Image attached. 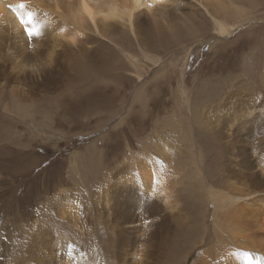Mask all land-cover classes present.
<instances>
[{"label":"rangeland","instance_id":"rangeland-1","mask_svg":"<svg viewBox=\"0 0 264 264\" xmlns=\"http://www.w3.org/2000/svg\"><path fill=\"white\" fill-rule=\"evenodd\" d=\"M234 7L239 16L228 4L229 33L220 36L201 0H167L137 33L106 28L103 38L86 30L82 45L89 50L71 47L68 66L59 71L50 40L40 36L33 48L39 57L28 67L38 76L19 93L27 108L0 92V254L12 253L24 222L10 218L27 208L33 223L52 221L59 229L60 256L79 248L77 257L92 264H117L130 247L110 240L96 200L130 205L120 199L137 195L139 181L128 179L148 158L161 162L166 176L172 172L173 195L193 188V199L177 202L183 213L194 212V195L208 197L211 185L223 186L219 149L206 136V123L230 90L240 93L248 82L258 88L264 72V0ZM48 71L50 80L43 81ZM205 204L198 234L204 225L209 239L216 238L215 204Z\"/></svg>","mask_w":264,"mask_h":264},{"label":"bare ground","instance_id":"bare-ground-1","mask_svg":"<svg viewBox=\"0 0 264 264\" xmlns=\"http://www.w3.org/2000/svg\"><path fill=\"white\" fill-rule=\"evenodd\" d=\"M238 1L201 0L203 8L211 14L213 29L218 35L229 33L228 4L233 6L235 16H239L234 7ZM166 2L0 0V92L8 91L17 105L27 108L28 98L21 95L22 88L34 82L32 77L38 76V73H29L28 67L39 57V52L33 48L40 44L41 35L50 40L51 64L59 71L60 67L68 66L71 47L89 50L82 45L86 30L103 38L106 28L137 33L140 22L153 18L154 12ZM45 21L52 27L47 29V24L43 25ZM86 54L90 52L85 51L84 56ZM14 57L17 61L12 62ZM51 73L48 71L40 76L48 81ZM259 83L258 88L249 87L254 86V82L243 84L245 91L240 93L230 90L229 98L222 102L223 108L218 105L214 110L216 116L207 121L210 134L206 136L219 149L217 163L225 178L223 186L211 185L208 197L194 195V212L183 213L177 203L193 199L190 192L193 188L181 196L173 195L170 190L177 183L167 184L172 172L166 176L161 162L158 164L151 158L137 164L135 173L128 179L130 183L139 181L137 195L129 200L120 199L130 205L114 202L106 196L96 200V212L104 218L103 228L111 230L110 240H116L118 247H130L126 256L120 254L117 264H264V72ZM161 154L166 161L165 153L161 151ZM146 156L139 160L149 157ZM212 190L216 193H211ZM208 200L215 204L213 225L219 231L216 238L210 239L204 225L199 237L196 222L204 223L206 212L202 209ZM25 202L23 199L22 205ZM32 217L31 211L25 208L10 218V223H24L19 226L20 237L12 253L0 254V264H40L41 261L92 264L84 255L77 257L79 248L67 251V256H60L63 242L59 229L52 221L33 223ZM61 218H65L63 211ZM45 219L51 220L49 216ZM74 220L79 223L77 215ZM189 221L192 223L187 227Z\"/></svg>","mask_w":264,"mask_h":264}]
</instances>
